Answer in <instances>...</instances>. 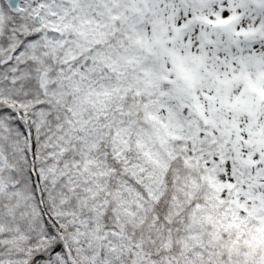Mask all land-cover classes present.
<instances>
[{"label": "snow or ice", "instance_id": "1", "mask_svg": "<svg viewBox=\"0 0 264 264\" xmlns=\"http://www.w3.org/2000/svg\"><path fill=\"white\" fill-rule=\"evenodd\" d=\"M0 264H264V0H0Z\"/></svg>", "mask_w": 264, "mask_h": 264}]
</instances>
